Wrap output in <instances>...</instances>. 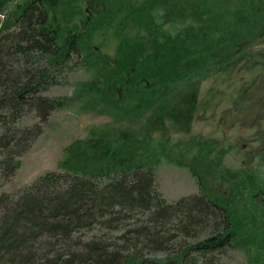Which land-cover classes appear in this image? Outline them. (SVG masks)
I'll use <instances>...</instances> for the list:
<instances>
[{"label":"trees","instance_id":"16d2710c","mask_svg":"<svg viewBox=\"0 0 264 264\" xmlns=\"http://www.w3.org/2000/svg\"><path fill=\"white\" fill-rule=\"evenodd\" d=\"M129 1L0 0V180L15 176L55 110L87 96L117 121L135 123L172 98L186 78L226 64L264 30V0H258L233 21L210 15L205 26L160 36L146 53L143 41L158 35L151 16L129 4L116 21ZM132 18L147 36L123 39L114 56L95 46L99 31L117 24L119 35L117 28ZM75 57L94 79L71 97L45 96L64 83ZM30 113L38 123L19 128ZM90 136L95 145L78 140L66 149L63 172L40 176L18 199L0 195V264H221L228 249L245 252L249 264H264V149L262 171L219 194L208 178L223 167L227 151L215 141L196 136L157 154L139 152L137 138L117 132ZM174 152L192 154L199 165L168 161L187 169L200 193L168 203L157 188V169ZM113 232L120 233L117 242L110 241Z\"/></svg>","mask_w":264,"mask_h":264},{"label":"rangeland","instance_id":"374dc122","mask_svg":"<svg viewBox=\"0 0 264 264\" xmlns=\"http://www.w3.org/2000/svg\"><path fill=\"white\" fill-rule=\"evenodd\" d=\"M248 1L130 0L116 16V21L123 20L129 4L140 9L144 17L151 16L158 35L146 37L147 40L143 41L146 53H150L156 40L161 41L162 36L175 38L186 30L205 26L210 22V15L219 14L222 21L237 19L245 6L252 7L258 0ZM115 28L99 31L94 39L95 46L110 56H114L123 39L140 33L147 36L133 18L124 20L117 28L119 35H115ZM69 66L63 75L64 83L51 88L44 93L45 96L71 97L77 93L80 84L94 79L93 70L83 66L80 59L75 57ZM36 123L35 113H30L17 126L26 128ZM93 131L117 132L123 139L135 137L142 143L139 152L149 150L157 154L161 153L163 146L171 149L179 141H189L196 136L215 141L220 149L227 151L223 167L208 178L209 189L219 194L227 192L236 180L248 173L259 174L262 171L258 166L259 154L264 149V30L260 36L242 45L226 64L215 65L208 75L194 74L186 78L177 86L172 98L135 123L117 121L112 113L103 112L101 106L95 105V99L87 96L72 107L55 110L43 134L20 158L21 166L15 176L7 182L0 180V195L9 193L18 199L40 176L52 171L63 172L60 163L66 157V149L78 140L95 145L97 139L90 136ZM97 148L100 154L109 153L106 149ZM191 155L179 157L174 152L169 160L163 159L157 169V188L168 203H176L183 196L198 193L195 178L190 172L168 162L195 165L199 169ZM119 235L117 232L109 233L110 241L117 242L116 236ZM259 251L264 252V249L259 248ZM152 256L164 258L162 253ZM220 262L249 264L247 254L236 249L225 250L220 255Z\"/></svg>","mask_w":264,"mask_h":264},{"label":"crops","instance_id":"0c3cea01","mask_svg":"<svg viewBox=\"0 0 264 264\" xmlns=\"http://www.w3.org/2000/svg\"><path fill=\"white\" fill-rule=\"evenodd\" d=\"M186 177H188V176H186ZM190 181H191V183H192V181H193V180H190ZM195 185H196V187H198V189H199V190H198V193L196 192L195 194H199V193H200V188H199V186H198L197 182H196V184H195ZM161 193H162V192H161Z\"/></svg>","mask_w":264,"mask_h":264}]
</instances>
